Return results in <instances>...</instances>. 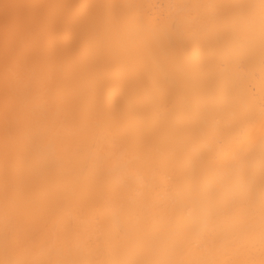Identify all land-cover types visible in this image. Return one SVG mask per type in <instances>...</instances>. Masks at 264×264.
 Here are the masks:
<instances>
[{
  "label": "bare ground",
  "instance_id": "obj_1",
  "mask_svg": "<svg viewBox=\"0 0 264 264\" xmlns=\"http://www.w3.org/2000/svg\"><path fill=\"white\" fill-rule=\"evenodd\" d=\"M5 4L65 23L41 139L20 118L31 53L0 20V260L249 258L223 249L259 237L262 0Z\"/></svg>",
  "mask_w": 264,
  "mask_h": 264
},
{
  "label": "snow or ice",
  "instance_id": "obj_2",
  "mask_svg": "<svg viewBox=\"0 0 264 264\" xmlns=\"http://www.w3.org/2000/svg\"><path fill=\"white\" fill-rule=\"evenodd\" d=\"M12 5H4L3 16L0 17L3 23L4 38L7 45L10 36L21 40L25 44V49L31 53L29 59L32 63V74L27 78L21 74L20 78L24 82V87L30 98L29 102L24 103L21 108L20 118L23 123L36 130L41 139L48 135H54L53 126L49 121L47 113L36 111L31 101H39L43 98L53 81L50 55L55 45V37L60 25L64 21L43 16L39 14L9 16L8 10ZM30 7H45L43 5H34ZM262 24H264V0L261 4ZM261 119L264 121V110L261 112ZM264 144V140H262ZM18 223L23 227L27 223V216L21 214L18 217ZM258 252L259 259L251 258ZM226 253L234 256L249 257L246 259L230 260H209L202 259L198 261H177L170 259H133L116 261H78V260H0V264H264V176H262L261 188V219L259 226L258 240L254 234L240 235L232 239L223 249Z\"/></svg>",
  "mask_w": 264,
  "mask_h": 264
}]
</instances>
